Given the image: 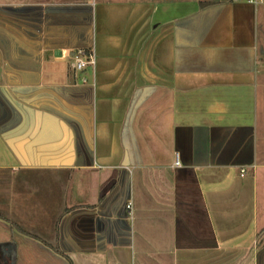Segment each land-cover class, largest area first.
I'll list each match as a JSON object with an SVG mask.
<instances>
[{
	"label": "crops",
	"instance_id": "obj_1",
	"mask_svg": "<svg viewBox=\"0 0 264 264\" xmlns=\"http://www.w3.org/2000/svg\"><path fill=\"white\" fill-rule=\"evenodd\" d=\"M0 264H264V4L0 0Z\"/></svg>",
	"mask_w": 264,
	"mask_h": 264
},
{
	"label": "built area",
	"instance_id": "obj_2",
	"mask_svg": "<svg viewBox=\"0 0 264 264\" xmlns=\"http://www.w3.org/2000/svg\"><path fill=\"white\" fill-rule=\"evenodd\" d=\"M246 2L250 5L256 6V5H262L264 4V0H246ZM84 56V52L80 51L77 53L76 57H74L76 59V65H75V69H77L78 71L82 70L83 68H85L87 65H93L94 64V58L91 55L88 61H84L81 59V57ZM174 166H180V162L178 159V156L176 155L175 157V162H174ZM126 209L129 213V215H131L132 213V205L129 203L126 205Z\"/></svg>",
	"mask_w": 264,
	"mask_h": 264
},
{
	"label": "rangeland",
	"instance_id": "obj_3",
	"mask_svg": "<svg viewBox=\"0 0 264 264\" xmlns=\"http://www.w3.org/2000/svg\"><path fill=\"white\" fill-rule=\"evenodd\" d=\"M81 59H83V58H81ZM67 187L65 188L66 189V192L68 191V189L67 188H69V186H68V184L66 185ZM57 193H60V191H58ZM60 195V194H59ZM56 199H57V201H56V204H57V206H59L60 204V202L62 201V197L61 196H58L57 194H56ZM56 205H54L53 207H52V210L50 211V209H49V211H50V213L47 215L48 216V218H49V220L47 221L48 223H51V221H52V219H53V216H55V214L56 213H54V211H53V209L54 210H58V207H57Z\"/></svg>",
	"mask_w": 264,
	"mask_h": 264
}]
</instances>
